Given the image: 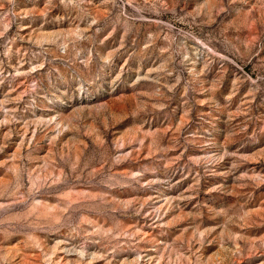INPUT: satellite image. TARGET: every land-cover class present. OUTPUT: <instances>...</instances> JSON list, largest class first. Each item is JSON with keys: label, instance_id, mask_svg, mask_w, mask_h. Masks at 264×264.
<instances>
[{"label": "rangeland", "instance_id": "374dc122", "mask_svg": "<svg viewBox=\"0 0 264 264\" xmlns=\"http://www.w3.org/2000/svg\"><path fill=\"white\" fill-rule=\"evenodd\" d=\"M0 264H264V0H0Z\"/></svg>", "mask_w": 264, "mask_h": 264}]
</instances>
